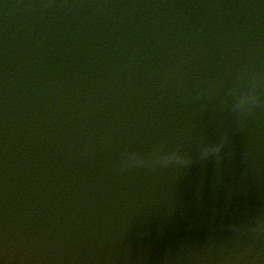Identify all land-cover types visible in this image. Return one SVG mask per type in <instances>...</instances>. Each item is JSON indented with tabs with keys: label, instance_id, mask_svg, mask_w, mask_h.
I'll return each instance as SVG.
<instances>
[{
	"label": "water",
	"instance_id": "1",
	"mask_svg": "<svg viewBox=\"0 0 264 264\" xmlns=\"http://www.w3.org/2000/svg\"><path fill=\"white\" fill-rule=\"evenodd\" d=\"M97 1L57 3L73 11L68 29L85 40L77 50L79 65L65 48L56 54L55 46L41 62L14 57L10 47L26 29L8 25L6 15L27 3L13 1L10 9L0 3V264L255 262L264 248L254 246V231L248 237L238 229L245 248H230L231 255L217 262L213 248L201 243L206 234L187 236L206 211L203 216L195 210L191 220L187 214L194 208L183 204L181 211L176 190L192 180L208 184L212 177L197 176L188 157L186 163H163L155 156L158 149L183 158L201 155L204 146L224 140L220 153L205 157L237 160L228 162L226 172L225 166L215 170L213 183L224 196L231 200L234 183L246 180L241 172L249 168H258L264 181V0H167L181 15L158 8L165 0ZM91 2L108 12L96 13ZM106 21L136 32L102 62L95 49L99 37L83 33ZM59 58L62 66L78 65L77 72H43ZM239 60L246 61L243 68ZM106 74L126 76L101 85ZM57 82L65 85L57 88ZM253 85L260 102L250 112L235 111V94ZM83 113L89 117L80 119ZM144 124L165 141L145 142ZM219 176L224 185L216 182ZM251 207L253 228L264 219V208ZM248 208L240 203L238 215Z\"/></svg>",
	"mask_w": 264,
	"mask_h": 264
},
{
	"label": "clouds",
	"instance_id": "2",
	"mask_svg": "<svg viewBox=\"0 0 264 264\" xmlns=\"http://www.w3.org/2000/svg\"><path fill=\"white\" fill-rule=\"evenodd\" d=\"M259 102V98L255 92V85H253L252 88L235 94L233 101V109L242 114L247 113L250 112L253 107L256 106ZM224 143L225 141L222 140L219 143L204 146L201 151V156L208 157L209 155L220 153L224 146ZM132 158L136 159L135 154H133ZM155 160L157 162L163 163H168L172 161H183L185 163L187 162L184 161V158L181 155L175 152L168 153L163 152L160 149L157 150ZM252 231L264 233V219L259 220L258 223L252 228ZM237 259H239V257H237Z\"/></svg>",
	"mask_w": 264,
	"mask_h": 264
}]
</instances>
